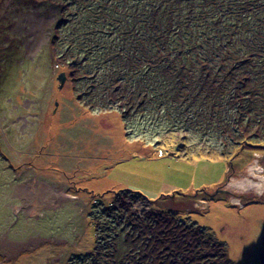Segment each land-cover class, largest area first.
<instances>
[{
	"label": "rangeland",
	"instance_id": "obj_1",
	"mask_svg": "<svg viewBox=\"0 0 264 264\" xmlns=\"http://www.w3.org/2000/svg\"><path fill=\"white\" fill-rule=\"evenodd\" d=\"M162 1L169 0L133 3L139 4V11L147 8L151 18L153 13L163 12L158 6ZM83 2L92 4L83 9ZM98 2L0 0V150L9 157L19 182L14 192L11 182L6 196L0 191V200L13 201L18 191L20 207L6 203L8 214L17 211L19 218L37 221L35 226L21 223L16 231L2 222L0 264H67L73 255L89 253L95 242L88 218L93 196L107 193L108 199L121 190L138 192L148 201L174 192L190 196L174 200L172 208H178L179 200L186 204L172 211L176 217L201 226L223 243L233 264H264V188L261 192L257 188L264 179V144L236 155H220L224 137L220 138L219 132L211 134L213 129L208 124L216 111L205 101L187 100L183 93L164 106L161 90L148 89L153 95L151 100L137 102V109L125 113L121 103L104 97L107 92L103 89L107 90L109 81L106 76L101 77L104 83L99 91L78 73L77 86L85 95L90 94V107L78 101L69 71L56 60L53 46L57 45L56 52L66 64L80 63L87 70L100 64V70L106 72L102 55L121 57L127 52L125 46L132 34L126 29V38L114 30L101 29V16L112 10L102 15L93 13L92 8L99 10L105 1ZM232 2L233 8L243 3ZM60 7L65 10L62 15ZM128 7L120 10L124 12ZM187 7L191 5L183 10ZM225 7L222 12L212 7L199 8L198 12H207V17L217 23L229 16ZM88 9L92 11L89 14L85 12ZM115 16L123 14L116 11ZM66 18L71 26L66 30L57 27ZM74 25L78 30L71 31ZM174 27L177 29V22ZM198 28H204L207 34L215 32L204 23L197 24L195 33ZM59 29L60 38L54 41ZM219 38L213 35L207 42L214 45ZM110 59L116 63L121 58L114 62ZM121 62L117 63L118 71ZM61 73L65 75L62 85L57 79ZM119 90L125 97L130 95ZM156 95L161 99L154 100ZM109 103L115 110L101 111ZM99 105L102 107L98 110ZM21 121L26 122L20 125ZM4 164L6 161L1 159L0 169ZM255 168L262 171L255 170L251 178L254 185L244 190L232 186L245 180L249 170ZM220 190L229 191V197ZM197 191L199 195L194 196ZM198 198L206 200L205 209L199 201L191 206L192 211H186L190 210L188 201ZM150 208L161 210L163 204L143 205L144 210ZM44 219H48L45 224L41 223ZM42 226L48 234L36 236L35 229L41 230Z\"/></svg>",
	"mask_w": 264,
	"mask_h": 264
},
{
	"label": "trees",
	"instance_id": "obj_2",
	"mask_svg": "<svg viewBox=\"0 0 264 264\" xmlns=\"http://www.w3.org/2000/svg\"><path fill=\"white\" fill-rule=\"evenodd\" d=\"M94 1L99 3L98 0ZM104 1L99 10L92 8L93 13L100 15L112 10L109 15L101 16V29L114 30L118 36L125 34L126 29L132 33L125 46L127 52L120 54L121 57L113 59L110 53L102 55L103 68H108L106 72L100 70V64L96 69L92 65L88 70L80 63L66 64L65 58L56 52L57 45L53 46L56 60L64 63L69 71V80L79 102L88 106L87 97L90 98V94L85 95L81 87L77 86L78 73L83 78L87 77L92 89L99 91L103 89L104 83L101 77L106 76L109 81L107 90L105 87L103 89L107 92L104 97L121 103L125 113L137 109V102L151 100L153 95L148 89L161 90L163 102H166L164 106H169L176 95L183 93L187 100L194 98L205 101L216 111V116L210 118L208 124L213 129L211 134L219 132L220 138L224 137L222 147L218 150L220 155H236L239 151L264 144V0H241L243 3L237 8L232 7L235 6L232 0L162 1L158 6L162 7L163 12H150L151 18L146 13L148 9L139 11V4H134L133 0ZM119 3L122 5L119 6ZM89 4L92 3L83 2L81 6L84 9ZM257 4L259 7H252ZM187 5L192 8L187 7V11H184L183 7ZM127 6L129 10H120ZM224 6L229 16L217 23L212 17H207V12H198L199 8L205 10L208 7L220 11ZM59 10L61 15L65 12L62 7ZM89 11L85 10L87 14L92 12ZM116 11L122 13L123 17L117 18ZM82 14L79 13V16ZM174 22H177V29ZM203 23L215 32L207 34L204 28H198L195 33L197 24ZM58 26L66 30L71 23L67 18L61 19ZM73 30H78L77 25L72 26ZM59 33L60 29L54 33V41L60 38ZM213 35L220 38L210 45L207 39ZM174 42L181 45H175ZM111 57L113 62L117 58L121 59L112 63ZM118 62H121L119 71L116 70ZM119 87L124 94L129 92L130 95L125 97ZM100 95L99 92L96 100L99 101ZM160 99L156 95L154 100ZM179 100L185 101L183 98ZM187 105L191 107L189 103ZM110 106L113 104L109 103L102 109L99 105L96 109L115 110L114 106ZM1 159L6 161V165L0 169V191H4L6 196L7 187L10 189L13 182L14 167L9 157L0 150ZM201 192L206 195L205 191ZM199 193L197 191L194 196ZM106 196L107 193L93 196L95 199L89 206V223L95 235L92 251L73 255L67 264H233L223 243L201 226L182 221L173 214L174 209L186 205L179 200L178 208H172L174 200L179 199L177 196L184 199L190 196L174 192L148 201L140 193L130 190L112 193L108 199ZM199 201L203 200L198 198L188 201L191 202L190 210H185L192 211L191 206ZM7 202L0 200V213L6 212L0 214V226H4L2 222L10 226L16 219L17 224L25 222L24 218L18 217L17 211L14 215L8 214L9 209L5 206ZM139 203L152 207L163 204V208L162 211L151 208L144 210ZM47 221L44 219L41 223ZM28 223L35 226L37 221L29 219ZM45 230L42 226L41 230L35 229L34 232L36 236H45L48 234Z\"/></svg>",
	"mask_w": 264,
	"mask_h": 264
},
{
	"label": "bare ground",
	"instance_id": "obj_3",
	"mask_svg": "<svg viewBox=\"0 0 264 264\" xmlns=\"http://www.w3.org/2000/svg\"><path fill=\"white\" fill-rule=\"evenodd\" d=\"M65 76V75H64ZM22 122H26V121H21V123ZM46 131V130H45ZM44 131V132H45ZM49 132H51V131H49ZM255 170H257V171H262V168L261 169H259V168H255V169H250L249 170V176H247V178L245 179V180H243V181H241V182H236V183H234V185H232L233 187H236L237 189H247V188H250L252 185H254V183H253V181H252V179L251 178H253L254 177V174H255ZM260 181H262L263 183L261 184V183H259V184H257V188H258V190H259V192H261L262 191V189L264 188V179L263 178H261L260 179ZM71 184H73L72 182H71ZM220 192H222L224 195H227L228 197H229V195H230V193H229V191H227V190H220ZM210 196H213V195H210ZM204 204H206V203H202V209H205L204 208ZM240 204V203H239ZM237 207H239V205H237ZM264 254V253H263Z\"/></svg>",
	"mask_w": 264,
	"mask_h": 264
},
{
	"label": "crops",
	"instance_id": "obj_4",
	"mask_svg": "<svg viewBox=\"0 0 264 264\" xmlns=\"http://www.w3.org/2000/svg\"><path fill=\"white\" fill-rule=\"evenodd\" d=\"M24 124V122H22V123H20V125H23ZM5 142H6V144H8L9 145V137H6L5 138ZM13 169H15V168H13ZM18 173L16 172V171H13V173H12V177H13V182H12V184L13 185H15V186H13V192H14V190H15V187L17 186V184L19 183L18 182V179H17V177H16V175H17ZM16 194V193H15ZM18 195H20L19 194V192L17 191V194L14 196V198H13V201H14V205L12 206V208H18V207H20V201H19V199H18ZM8 200V202H7V205L9 206V198L7 199ZM39 208H41V207H36V209H39ZM24 217V216H23ZM31 220V218H26V217H24V221L25 222H28V220ZM16 220H18V219H16ZM15 220V221H16ZM12 222V224L8 227V228H10L9 230H14V231H16V230H18V228H17V226H19V225H21V223L20 224H17V222ZM25 222H22L23 224L25 223Z\"/></svg>",
	"mask_w": 264,
	"mask_h": 264
},
{
	"label": "water",
	"instance_id": "obj_5",
	"mask_svg": "<svg viewBox=\"0 0 264 264\" xmlns=\"http://www.w3.org/2000/svg\"><path fill=\"white\" fill-rule=\"evenodd\" d=\"M58 81L60 82V84L62 85L64 80H65V76L63 73L59 74L57 77Z\"/></svg>",
	"mask_w": 264,
	"mask_h": 264
}]
</instances>
